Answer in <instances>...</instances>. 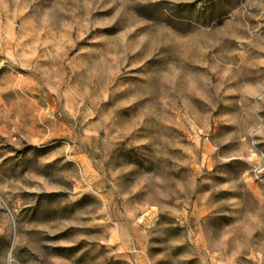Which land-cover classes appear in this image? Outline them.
<instances>
[{"label":"rangeland","instance_id":"obj_1","mask_svg":"<svg viewBox=\"0 0 264 264\" xmlns=\"http://www.w3.org/2000/svg\"><path fill=\"white\" fill-rule=\"evenodd\" d=\"M0 264H264V0H0Z\"/></svg>","mask_w":264,"mask_h":264}]
</instances>
